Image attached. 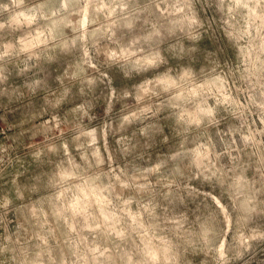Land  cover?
Here are the masks:
<instances>
[{
  "label": "rangeland",
  "instance_id": "rangeland-1",
  "mask_svg": "<svg viewBox=\"0 0 264 264\" xmlns=\"http://www.w3.org/2000/svg\"><path fill=\"white\" fill-rule=\"evenodd\" d=\"M0 264H264V0H0Z\"/></svg>",
  "mask_w": 264,
  "mask_h": 264
},
{
  "label": "bare ground",
  "instance_id": "bare-ground-1",
  "mask_svg": "<svg viewBox=\"0 0 264 264\" xmlns=\"http://www.w3.org/2000/svg\"><path fill=\"white\" fill-rule=\"evenodd\" d=\"M86 24V23H85Z\"/></svg>",
  "mask_w": 264,
  "mask_h": 264
}]
</instances>
